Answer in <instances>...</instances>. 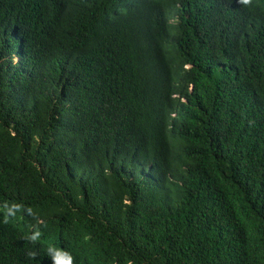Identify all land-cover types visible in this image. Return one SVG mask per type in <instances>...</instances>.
<instances>
[{
	"label": "trees",
	"instance_id": "trees-1",
	"mask_svg": "<svg viewBox=\"0 0 264 264\" xmlns=\"http://www.w3.org/2000/svg\"><path fill=\"white\" fill-rule=\"evenodd\" d=\"M0 264H264V0H0Z\"/></svg>",
	"mask_w": 264,
	"mask_h": 264
},
{
	"label": "clouds",
	"instance_id": "clouds-1",
	"mask_svg": "<svg viewBox=\"0 0 264 264\" xmlns=\"http://www.w3.org/2000/svg\"><path fill=\"white\" fill-rule=\"evenodd\" d=\"M251 2V0H243V3L244 4H249ZM33 241H35L36 239H35V237H32L31 238ZM30 255H34V254H30Z\"/></svg>",
	"mask_w": 264,
	"mask_h": 264
}]
</instances>
